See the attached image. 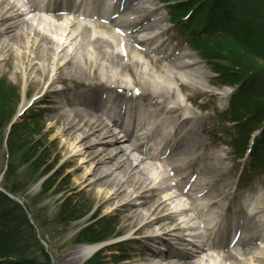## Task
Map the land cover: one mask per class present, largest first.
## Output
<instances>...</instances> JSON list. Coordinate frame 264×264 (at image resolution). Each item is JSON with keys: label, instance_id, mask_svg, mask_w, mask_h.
Returning a JSON list of instances; mask_svg holds the SVG:
<instances>
[{"label": "bare ground", "instance_id": "obj_1", "mask_svg": "<svg viewBox=\"0 0 264 264\" xmlns=\"http://www.w3.org/2000/svg\"><path fill=\"white\" fill-rule=\"evenodd\" d=\"M130 3V8L135 6V3ZM25 4V0H0V53L11 56L16 68L27 67L28 77L33 76L31 83L44 86L48 77L47 86L51 90L44 91L43 95L51 103L56 127L65 138L61 148L69 149L71 160L78 159L73 172L83 171L76 179L78 184L84 186L87 183L91 190L99 186L98 194L103 195L107 203L116 201L115 209L127 225L132 226L142 220L131 234H143L130 240L141 246L140 250L131 252L138 258L136 264H264V244L258 243H264L263 227L254 226L258 222L255 218L264 217V196L253 195L250 201H246V207L241 209L237 206L236 210H241L239 217L235 223L225 225L227 220L224 217L232 214L230 207L240 201L235 200V195L229 197V185L221 182V156L207 153L204 140L196 136L195 125L202 121L203 115L183 104L172 86L174 80L181 90H185L189 86L180 80L197 81V76L202 74L200 68L195 67L198 62L191 60L185 52L174 54L168 60L166 55L151 57L150 53L155 51L146 48L140 52L148 58L149 61L145 62L137 57L138 53L135 55L136 51L131 49L133 44L124 38L123 44L132 51L123 55L116 50V45L121 42H115L114 33L109 32L111 39L99 35L90 38V27L76 26V22L69 17L58 15H54L55 21L37 19L34 24L31 23L34 16L25 17L30 12L34 14V10L28 9ZM136 9L143 18L134 30H150L154 25L150 16L145 15L140 4ZM129 18L127 15L116 26L123 28ZM69 27L74 28L76 34L70 33ZM97 28L101 30L99 26ZM155 37L154 33L143 39L148 42ZM49 73L52 74L50 77ZM126 73L130 76L134 74L131 84L124 80ZM68 81L70 84L61 90L54 87L56 83ZM136 87V94H130L131 89ZM72 89L78 90L68 95ZM116 89H121L122 93ZM59 94L62 98L57 96ZM180 112H189V115L180 118ZM124 119L137 121L142 133L163 142L169 156L158 165L140 154L138 145L130 140L132 124L127 125ZM157 134L168 136L156 139ZM198 146L201 151H198ZM49 159L45 160V164L52 163L51 169L57 172L55 160ZM199 161L202 162L198 167ZM31 163L33 161L26 163L25 168ZM194 164L198 168L195 178L190 180L187 176L195 171L191 169ZM168 180L171 183H167ZM57 183L58 189H68L61 180ZM180 184L192 191L207 188L202 193L206 206H218L220 202H225V212H219L214 207L202 218L203 212L200 213L194 206L192 198L191 203L174 209L169 201H173L177 194L165 190ZM69 192L65 195L74 198ZM187 212L189 216L184 222L181 219L187 217ZM241 225L245 234L250 236L233 239V242L230 236V240L226 241L231 232ZM221 227L225 230L224 236L203 245L199 243V239L208 232L210 234ZM186 230L189 231L188 239L184 238L186 234H182ZM168 236H173L178 246L185 245L188 250L173 249L169 255H162V249L156 251L153 245L163 242ZM73 241L75 244L80 242ZM164 246L168 248L167 244ZM97 248L95 244H82L76 246L72 254L82 262ZM49 249L46 251L49 252ZM113 252L111 247L99 251L101 257L96 256L95 261L90 259L88 264H112ZM151 258L155 259L154 262ZM3 261L7 260L0 257V264Z\"/></svg>", "mask_w": 264, "mask_h": 264}, {"label": "trees", "instance_id": "obj_2", "mask_svg": "<svg viewBox=\"0 0 264 264\" xmlns=\"http://www.w3.org/2000/svg\"><path fill=\"white\" fill-rule=\"evenodd\" d=\"M217 4H220V7L213 11ZM232 6L235 8L231 0H188L175 5L174 12L180 15L188 7H192L193 14L188 22L191 43L202 55L210 59L211 63L214 62V67L224 83L234 82L241 76L242 79L255 84L257 76H264V0H250L242 15H235ZM224 59V65L216 63ZM257 92L258 86H251L250 98L242 107L247 114L245 125H254V119L258 117L256 114L264 115V89ZM14 99L13 90H0V144L3 127L12 114ZM262 119L260 116V120ZM17 127H11L6 142L10 162L2 183L4 188L13 193L19 190L17 186L22 180L30 176L38 178L46 174L53 165L45 164V160L49 158V155L44 153L45 149L38 152V146L43 145L29 139V134L18 132ZM15 154L20 156L17 164L11 161ZM29 161L33 163L16 176L17 168ZM52 178L50 176L45 180L44 189L53 186L55 180L52 181ZM74 202L75 198L64 196L58 215L63 219L77 217L78 209ZM97 233L99 232L90 225L83 229L79 236L94 240L98 239ZM38 244L21 207L0 192V257L7 260L1 264H50L48 254L42 247H34ZM97 257L100 258L101 255L97 254ZM92 260L95 261L96 256Z\"/></svg>", "mask_w": 264, "mask_h": 264}, {"label": "rangeland", "instance_id": "obj_3", "mask_svg": "<svg viewBox=\"0 0 264 264\" xmlns=\"http://www.w3.org/2000/svg\"><path fill=\"white\" fill-rule=\"evenodd\" d=\"M154 3H156L155 5L159 8L158 11L162 13L163 11H165L162 5L157 4L155 0ZM242 9H245L244 5H242ZM161 16L163 18L162 24H159L157 29H168L166 35L162 36H168L167 38L171 39L170 45L168 46V48H170L168 53H171L173 51L176 52L177 50L180 51L182 47H185V36H181L178 33L176 26L169 23L168 17L165 14H161ZM141 37L142 35H138V38ZM0 57H4V59L0 61V75L5 77L8 82L20 89L21 95L17 111L19 110V108H21L20 105H22V108L24 107V105H26L30 95L34 97L36 95L42 94L45 90H50L51 87L47 86V82L49 81L48 77L45 80L44 86H42L41 84H33L30 82V78H32L33 76L30 75V77H28L27 67L24 68V66H18L16 68L15 60L11 56H6V54L2 53ZM195 59L198 61L195 67L200 68L199 70L202 72V74H199L197 76V81L188 79L187 82H183L189 86V88L185 89L184 92L178 91V89L180 88H178L177 84L172 82L174 85L173 87L175 88V92L181 99H184L185 96L196 94V101L198 103L201 102V104L206 105V107L202 108V110L200 111H202L204 115H206L205 129L208 131V133H206V130H204V133H200L199 135L208 143V152H215L223 157L222 163L224 166V170H226V172L229 171L228 175L225 177V181L234 184L236 182V163L232 158L233 147L231 145H227V143L229 144L231 142L233 133L232 130L229 129L230 124H228L226 120H223L221 111V108L224 109V104L226 105L228 101L227 96L226 98L223 97L227 89L224 88L217 90L214 87L216 82L213 79L214 77L209 66L204 64L202 61H199L198 57H195L194 60ZM145 61L148 62V59L146 57ZM89 71L90 70L88 69V72ZM51 75L52 74H50L49 77ZM124 80L131 84L132 78L129 76H125ZM69 84V81L68 83H64V85L66 86H68ZM64 85L61 83H56L54 87L60 89ZM57 96L62 98L61 94ZM183 102L184 104L190 106L188 101H186L185 99L183 100ZM43 106H45L46 109L43 114L44 119L42 118L41 121H38L39 125H35V132L30 135V138L33 141L36 140V143H38L39 145H43L42 148L38 146V152H41L43 151V149H45L44 153L49 154L50 161H52L53 159L57 160L55 166V168H57L56 175H59L60 172L63 173L60 180L63 185L67 184L66 186L68 187V189L65 188L66 190H63L60 193L48 192L47 196L40 192V187L38 184H31L27 188H23L24 183L18 181L20 182V184L17 186L19 187L18 195L27 204V210L37 227V231H34L42 240L38 243L44 242L47 248H51L49 250L53 252V264H80L84 260L82 262H79V260H77L76 257H73L72 254V250H74V248L78 246V244H75L73 241V233L78 229L77 227L85 223L90 214L84 216L78 221L66 225L61 223H54L53 219H50L56 217L58 211L57 209L60 205V198L64 196L66 192L70 191L69 193H72L73 197H77L76 209H85V207L94 205L99 208V210L103 214L114 213L113 222L116 224L117 230H129V232H131L141 223L142 220L136 221L132 226L127 225V221L121 218L119 216L120 212L117 213V209H115L116 201L107 203L104 201L103 195L100 196V193L98 194L99 186L96 185L94 187V190H91L87 183L84 186L78 184V181H76V179L80 177L83 172H73L74 167L79 163L78 159L71 160L69 149L63 150V148H61L62 141H64L65 138H63V135H61L58 127H56L54 114L50 108L51 103ZM194 109L196 111H199V109L197 108ZM198 130L199 128H197L196 131ZM215 130H218L219 132L214 134ZM212 136H215V138ZM2 146L0 147V180L2 179L7 162L5 148L4 146ZM242 163H244V168L238 182L245 184L247 189L251 187L254 191L258 188L253 186V184H258L260 186V190L258 192H263L262 187L264 188V168L257 164L251 165L248 159H245L244 161H242ZM15 177L13 179L16 180L17 177ZM91 179H93V177H91ZM250 181L252 185L250 184ZM247 189H245L244 192H247ZM239 194H243V192L240 191ZM138 200L139 199L135 200V202H137ZM138 234L140 236L143 233ZM133 236L135 235L129 234L128 237ZM42 246L43 244H38L34 247L40 248ZM122 247L124 250H127V252H130L129 254H127L130 260H132L130 261V263L136 264L138 262V258L134 255V253L131 254V252L134 250H140V244L138 242L132 243L130 241H127L122 243ZM109 259L107 258V262H110Z\"/></svg>", "mask_w": 264, "mask_h": 264}]
</instances>
